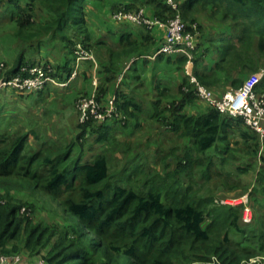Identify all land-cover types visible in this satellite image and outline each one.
Wrapping results in <instances>:
<instances>
[{"label":"trees","instance_id":"16d2710c","mask_svg":"<svg viewBox=\"0 0 264 264\" xmlns=\"http://www.w3.org/2000/svg\"><path fill=\"white\" fill-rule=\"evenodd\" d=\"M86 1L7 0V4L18 25L17 36L26 44L50 36L74 54L79 42L88 45L90 39ZM166 1L145 0L142 6H150L153 16L164 21L178 11L186 24L209 13L211 18L220 17L231 32L222 41L213 71L196 75L203 85L213 89L221 82L219 75H224L237 90L247 76L264 73V0H174L177 11ZM37 3L43 11L39 19L34 16ZM123 7L131 11L141 8L128 5L117 10ZM26 49L19 51L6 80L25 66L42 65L27 62ZM65 69L69 77L72 71ZM23 75L28 77V71ZM57 75L55 69L54 78ZM186 86L192 87L184 81L180 101L172 103L167 112L158 109L151 120L174 132L183 130L181 134L191 138L197 152L205 154L230 120L213 108L201 117L179 115L195 98L193 92H184ZM257 92L264 93V76ZM115 99L116 112L124 117L111 120H122L125 127L129 120H140L138 104L121 96ZM1 110L0 105V253L41 257L45 264H205L209 256L221 264H242L263 256L264 228L240 226L244 207L217 206L213 198L197 197L179 180L192 166L191 158L166 175L147 173L141 170L140 160H133L129 166L133 168L117 178L106 152L96 155L93 162L82 163L90 136H97V143L114 141L115 128L109 119L90 116L79 124L81 130L74 142L64 144V149L52 145L55 153H51L45 149L49 142L33 130L13 129L11 119L2 116ZM30 137L41 149L32 150ZM259 182L264 183V171ZM20 190L30 196L18 199L15 193ZM41 196L52 200L58 209L49 208L43 215ZM258 264H264V258Z\"/></svg>","mask_w":264,"mask_h":264},{"label":"crops","instance_id":"0c3cea01","mask_svg":"<svg viewBox=\"0 0 264 264\" xmlns=\"http://www.w3.org/2000/svg\"><path fill=\"white\" fill-rule=\"evenodd\" d=\"M1 2L3 1L0 0ZM144 2L145 0L86 1L84 10L90 35L86 46L89 48V52H94L95 61L84 60L80 62L77 77L70 81H68V76L66 77V72H63V70H66L65 68L70 71L74 69L76 64L74 54L69 53L59 41L50 36H43L40 43L34 40L26 44L22 39L15 38L13 42L20 40L19 42L22 43V47H20L27 48L25 55L27 62L50 64L58 70L59 75L38 95L6 91L4 97L0 99L3 116L10 115L14 118H25V120H32L36 123L45 119V124L47 120H51L49 121L51 126L58 125L54 120H65L68 123L70 120L73 124L72 127H67L63 131L50 127L51 132L48 135L45 134L48 140L59 141L64 136L72 141L79 133L80 119L76 111V105L82 97L97 94L101 107L107 110L109 101L112 98L121 96L122 100L134 102L141 108L140 120L132 119L129 127L121 132V134L128 136L126 140L142 139L152 145L162 140L157 137L159 133L167 132L181 137L180 134L183 130L181 132H170L166 126L156 121L152 122L151 117L158 109L167 112L170 106L168 107L166 102L170 103L172 101L174 103L181 100V87L185 78L188 77L186 72L189 57L181 53L157 56L156 52L164 38L165 31L163 29L156 28L149 31L143 27L118 21L114 18L115 9L128 5L142 7ZM7 3V0H4L0 5V26L15 21ZM167 4L170 5V0L166 1ZM146 11L148 14L153 15L150 6ZM204 24L218 31L219 37L216 40L212 38V40L197 41L199 52L194 62L193 71L195 75L208 74L213 71L218 61L219 51L223 46L222 41L231 33L228 27L221 26V28H217L210 21H205ZM123 37H126L124 41ZM16 48H18L17 45ZM109 50L114 55H111ZM18 52L14 51L15 61ZM7 56L5 55V57ZM15 61L11 64V67ZM219 78L221 82L213 88L217 97L234 91L224 75H219ZM261 80L258 87L261 86ZM167 96L172 97L167 98ZM57 105L61 108L55 109ZM51 107H53V111L49 110ZM210 110L211 106L200 100L192 105L187 103L179 115L201 117ZM137 123L140 124V127H137ZM254 136L257 135L245 125L242 126L238 120H230L224 124L218 141L209 150L214 151L218 148L224 150L221 148L229 147L230 143L228 146H225V143L231 137L235 145L239 146L240 143H243L246 148H243L244 152H242L241 159L238 160L239 166L237 167L241 169L243 164L251 165V170L256 169L257 172H260L264 170L262 159L264 157V147H259L260 144L257 143ZM94 138V144H97V136H94ZM235 138L238 139L235 140ZM178 139L182 142L181 138ZM190 139L185 140L189 143L191 142ZM258 139L260 138L258 137ZM260 140L264 142V140ZM155 146L158 147L159 145ZM175 147L182 148L181 146ZM90 149H92V146ZM95 150H90L89 155L85 156L87 159L86 162L84 161L85 163L93 162L94 157L97 155L94 154ZM180 152L182 153V149H180ZM236 156H238V151ZM255 156L259 157L254 158ZM25 259L34 264L39 260V257Z\"/></svg>","mask_w":264,"mask_h":264},{"label":"rangeland","instance_id":"374dc122","mask_svg":"<svg viewBox=\"0 0 264 264\" xmlns=\"http://www.w3.org/2000/svg\"><path fill=\"white\" fill-rule=\"evenodd\" d=\"M4 2V0H2ZM173 1V0H170ZM1 2V3H3ZM175 2V1H173ZM0 3V5H1ZM176 3V2H175ZM24 4V5H23ZM177 4V3H176ZM22 5L25 6V1H22ZM168 5V4H167ZM169 8L173 9L171 5H168ZM141 8H144L145 10H148V7L142 6ZM35 11L34 16L38 19L40 17H43V11L39 10V4H35ZM120 10V9H118ZM115 9L114 13L118 11ZM174 10V9H173ZM8 12V10H7ZM180 14V13H178ZM169 17H166L164 19H167ZM202 19V21H200ZM205 21L213 22V26L217 28L227 27V25L221 23L220 17H214L211 18L209 13L200 15L199 20L195 23H191L187 21L188 28L193 32L194 36H196L197 41L199 40H207L213 38V40H216L218 35V31L211 29V27L206 26L204 24ZM17 23L15 21L8 22L7 24H4L0 26V69L2 70V75L0 77V82L2 81L3 74H6V72L11 68V64L15 61L14 60V51H20L22 48V43H20V40H17L13 42V40L20 39L17 36L18 33V27L16 28ZM150 31V30H149ZM219 32L221 33V30L219 29ZM22 42V41H21ZM16 43V44H15ZM16 45L18 48H16ZM21 46V47H20ZM78 46H81L85 50H89V48L83 44L82 42H79L75 48V50L78 49ZM200 47V46H199ZM19 49V50H18ZM199 52L198 44L196 46V50L192 53V60H191V72L194 74V62L196 60V56ZM19 54V52H18ZM92 57V61H95V54L89 53ZM5 55H8L5 57ZM194 56V57H193ZM18 57V55H17ZM78 55L76 54V51H74V59H77ZM17 59V58H16ZM82 62V61H81ZM29 66H25L23 69L28 68ZM259 75H262V78L264 76V73H257ZM255 74V75H257ZM252 76V75H251ZM251 76H247V79ZM188 78V77H187ZM185 78V81H188L189 85L190 81L189 79ZM246 79V80H247ZM245 80V81H246ZM244 81V82H245ZM262 81V80H261ZM184 83V82H183ZM184 92H193V95L195 98L188 102L190 105L194 104L199 98L197 97L194 87L191 88L188 86L183 87ZM45 90V89H44ZM43 90V91H44ZM213 92L215 90L210 89ZM238 90V89H237ZM8 91H15L11 87H7L0 90V99L4 97V93ZM236 91V90H234ZM38 95L39 93H35ZM96 99L98 98L97 94L94 95ZM92 97V95L87 97H82L81 99H86ZM172 96H167V98H170ZM82 100H79V102L76 105V111L77 114H79V124L85 122L82 120V107L81 104L83 103ZM82 101V102H81ZM81 102V103H80ZM178 102V101H177ZM170 103L166 102V104L171 106ZM187 104V103H186ZM1 105V103H0ZM2 108V106H1ZM51 107L49 110L53 111ZM61 108V106H56L55 109ZM1 114L3 116L2 110ZM121 116L120 119H122L124 116L121 113H117L115 110V113L113 114V118L115 115ZM4 117L10 118L12 122V128L17 129L18 127L23 129L24 131H35L40 135V139L42 138L44 141L49 142V145L45 147L46 150H48L51 153H55L52 149V145L54 147H58L61 149H64V144H71L75 141L77 138V135L80 133V127H79V133L76 135V137L70 141L68 138L62 136L63 138L59 141H54L49 139L47 135L51 132L50 127L60 130H65L67 127H72V122L69 120V123L65 120H54L56 124L51 126L49 125V121L47 120L45 124V119L41 120L39 122H33L32 120H25L21 118H14L10 115H5ZM227 118V117H225ZM105 120V119H104ZM228 120H232V118H228ZM237 120V119H236ZM109 122H113L111 126L115 128L114 132V141L107 144L102 143H95L94 136H90L84 144V150L85 155L84 159L82 160V163L86 162L85 156L89 155V151L92 149H96L94 154H104L107 153V156L111 158V161L109 163V166L111 168V171L117 178H123V172H128V170H131L133 167L129 168L130 164L134 161L140 160L141 170H145L147 173L154 174L153 171L159 172L162 175H166L167 172L173 173L175 170H177V166L180 162H182L184 165L187 163L188 158L191 160H194L192 166H190L182 175L179 176V180L184 184L185 187H190L192 189V192L197 197H204V198H213L214 204L217 206L225 205L222 203V201L225 200H241L246 199L247 206L250 208L251 216L253 217V220L247 224L244 222V215L245 212L243 211V218L242 221L239 222L240 226L242 228L248 229L256 226V228H264V183L259 182V174L260 172H257L256 169L251 170V165H241V169H239L237 166H239L238 160L241 159L242 152H244L245 146L243 143H240L239 146L235 145L234 142H232V138L230 137L229 140L225 143V146L229 147L227 148H221L224 150L216 149L214 151H207L205 154H199L196 150V148L193 146L192 141L187 142L185 139H190L189 137H184L182 134L181 137H178L174 134H170L167 132H164L163 134H158L157 137H160V140L158 143L148 144V141H143L142 139H136L128 141L126 140V135L121 132L125 131L129 124H131L129 120V124L127 127L123 126L122 120H107ZM154 122V120H151ZM157 123L162 124L161 122L157 121ZM242 126H244L243 122H241ZM163 125V124H162ZM165 126V125H164ZM167 130L170 132L172 129L169 126H166ZM146 130V128H145ZM47 133V135L45 134ZM59 138V137H58ZM178 138L182 139V142ZM238 138H235L237 140ZM191 140V139H190ZM29 143L33 151L41 149L40 143L34 138H29ZM54 143V144H53ZM257 143L260 144L259 147L263 148L264 145L260 139H257ZM94 144V145H93ZM58 145V146H57ZM155 145H159L156 147ZM92 146V149H90ZM175 146H181L182 148H178ZM234 146V147H231ZM260 148V149H261ZM180 149H182V153L180 152ZM246 149V148H245ZM238 151V156H236ZM188 156V157H187ZM259 156H255L254 158H258ZM199 160V161H196ZM85 161V162H84ZM129 168V169H128ZM239 169V170H238ZM206 172V173H205ZM256 176L258 177L256 179ZM256 185V186H255ZM21 195V196H19ZM30 196L25 190L16 191L15 196L18 199H21L22 196ZM24 198V197H23ZM41 199L44 200L42 202V206L45 207V209H42L41 212L44 215V212H49V208L51 210L56 211L58 209L56 205L53 204V201L50 200L46 196H41ZM23 200V199H22ZM35 200V199H34ZM40 203V202H39ZM50 206V207H49ZM226 206H230L232 208H241L239 205H229L226 204ZM252 208V209H251ZM244 210V208H243ZM44 211V212H43ZM208 219L205 222L204 226L207 225ZM263 223V225H262ZM233 239L234 237L231 236ZM263 256L256 257L249 259L248 261H243L242 264H258L260 263L263 258ZM41 257H39L40 259ZM208 261L205 264H221V262L214 256H209Z\"/></svg>","mask_w":264,"mask_h":264},{"label":"built area","instance_id":"2783aa9c","mask_svg":"<svg viewBox=\"0 0 264 264\" xmlns=\"http://www.w3.org/2000/svg\"><path fill=\"white\" fill-rule=\"evenodd\" d=\"M170 5L175 11L178 10V6L175 2L170 1ZM178 13L177 11L175 16L164 21L157 16L148 14L144 8L131 11L123 7L114 13V18L118 21L140 26L150 31L156 28L163 29L165 31L164 38L156 55L181 53L189 57L186 73L190 84L194 87L197 97L207 102L211 108L227 118L242 119L247 128L260 139L264 140V93L257 92L261 75H253L249 77L238 90L227 92L223 96L217 97L212 90L203 85L196 75L191 72L192 53L196 50L197 38ZM75 51L78 57L68 81L77 77L78 66L81 61L92 59L89 54L90 52L83 49L81 46H78V49ZM27 71L29 76L25 77L23 73ZM54 72L55 69L53 66L42 64L22 69L20 74L13 76L9 80H6L4 77L5 74H3L2 81L0 82V90L11 87L13 90L23 94L39 93L42 92L49 83L55 81ZM1 75L2 70L0 69V77ZM82 101L81 107L83 110V117L81 121L87 120L90 116H93L96 120L113 118V114L116 110L115 98L109 101L107 110L101 107L95 96L83 99ZM114 118L120 119V116L116 114ZM245 200H225L222 201V203L225 205L233 204L244 207L245 215L243 220L245 223L249 224L253 220V217L251 216L250 208L247 206ZM24 211L25 209H23L22 212ZM0 264L32 263L19 254L7 255L0 253ZM34 264H45V261L39 259Z\"/></svg>","mask_w":264,"mask_h":264},{"label":"clouds","instance_id":"9594fccd","mask_svg":"<svg viewBox=\"0 0 264 264\" xmlns=\"http://www.w3.org/2000/svg\"><path fill=\"white\" fill-rule=\"evenodd\" d=\"M75 62H76V59H75ZM54 68V67H53ZM55 69V68H54ZM73 71V70H72ZM72 73V72H71ZM5 77V76H4ZM197 77V76H196ZM68 79H69V77H68ZM188 79V78H187Z\"/></svg>","mask_w":264,"mask_h":264}]
</instances>
